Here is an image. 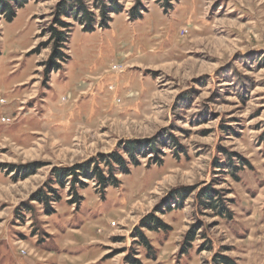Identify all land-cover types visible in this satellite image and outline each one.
I'll return each instance as SVG.
<instances>
[{"label": "rangeland", "instance_id": "374dc122", "mask_svg": "<svg viewBox=\"0 0 264 264\" xmlns=\"http://www.w3.org/2000/svg\"><path fill=\"white\" fill-rule=\"evenodd\" d=\"M118 1L124 10L106 29L84 32L64 18L73 24L68 57L48 77L59 0H30L11 22L0 14V264H127L137 248L142 264H209L222 251L264 264V0H172L170 10L143 0L136 19L134 0ZM168 135L180 150L160 145ZM151 140L158 163L147 154L135 165L122 149ZM224 152L250 164L238 166V180ZM114 153L129 161L118 186L102 193L84 180L76 205L53 184L60 200L51 211L29 200L48 192L55 169ZM208 185L225 195L232 219L198 206ZM164 203L172 211L157 215L172 230L142 228L156 251L149 259L131 234ZM195 223L203 226L181 255ZM203 232L212 250L201 247Z\"/></svg>", "mask_w": 264, "mask_h": 264}, {"label": "trees", "instance_id": "16d2710c", "mask_svg": "<svg viewBox=\"0 0 264 264\" xmlns=\"http://www.w3.org/2000/svg\"><path fill=\"white\" fill-rule=\"evenodd\" d=\"M29 1L30 0H0V14H2L7 21L11 22L16 18L17 10L23 8ZM142 1L143 0H134V6L130 9L131 18L136 19L142 17ZM157 1L160 3L162 2V5L166 10L172 8V0ZM123 10L124 9L118 0H59L55 10V22L49 27L52 55L48 60V63L45 64L47 67L45 72L47 77L51 73V69L59 67V62L65 61L68 57L65 53V49L69 42L70 28L73 24L71 22H66L64 18L71 19L76 24L81 25L84 32H93L97 28H109L110 22L113 20L112 15L119 14ZM155 141L159 143V140ZM156 142L151 140V144H148L128 141L127 146L122 147V149L127 151L130 160L133 161L135 165H138L136 158L139 155L147 156V154H153L152 159H155V162L158 163L159 159L156 156L159 155L161 151ZM169 143H173L174 147H177L179 150L181 149L178 139L173 135H168V138H165L164 142H160V145L167 146ZM144 144H147L150 151L149 153L141 152V150L146 147ZM224 153L227 156L228 173L231 174L234 179L238 180V172L240 169L238 166L241 165L242 167L250 164H246V160L239 157L240 162L239 165H237L236 162H232V157L227 152ZM101 162L106 163L107 170L99 166ZM128 165L129 161L123 158L120 154L114 153L108 157L101 155L99 158H92L87 161L85 165L55 169L54 173L51 175L52 180L46 187L48 188V192H40L39 190L35 193L36 195L29 196V200L32 199L37 201L39 204L43 205L45 211H51L50 206L52 203L60 200L58 190L52 187L53 184H57L60 186V189L69 188L68 195L70 196V199L68 203L78 205L83 200V197L79 193V189L85 187L84 180H97V186L101 189L102 193H105L108 187L119 185L120 181L116 177L118 171L124 174L130 173ZM213 165L217 168L225 169L224 166H222L223 164L218 162V158L213 160ZM27 175L30 174L28 173ZM68 177H71V179L68 180ZM67 184L69 187H67ZM187 193L188 192H186V194ZM172 196L171 201L174 202L173 204L177 202L176 206H179L181 204L179 200L183 198H180L179 194H173ZM224 196L225 195L220 190H216L208 185L197 192L195 201L202 210H210L213 212L214 216L228 217L232 219V211L227 206V200H225L226 198H223ZM172 209L173 208H171V205L168 203L163 206L159 205L154 210V214L143 217L139 224L133 229L131 236L136 239L135 243L145 250V255L149 259L155 258L156 251L142 228H146L152 232L164 231L167 233L171 231L172 226L159 218L157 213L164 214L165 212L172 211ZM163 211L165 212L163 213ZM197 213H199V211ZM202 226L203 225L199 223L190 226L180 244L179 254H188L189 250L192 249L193 242ZM201 235L204 241L207 242V245L201 246L203 247V250H212L213 246L211 239L207 237L205 232ZM138 250L139 248L128 253L126 258L127 264H142L141 260L137 258ZM224 252L225 251L219 253L216 252L209 264H237L235 259L224 255Z\"/></svg>", "mask_w": 264, "mask_h": 264}, {"label": "built area", "instance_id": "2783aa9c", "mask_svg": "<svg viewBox=\"0 0 264 264\" xmlns=\"http://www.w3.org/2000/svg\"><path fill=\"white\" fill-rule=\"evenodd\" d=\"M3 103H6V101L3 100ZM11 118L9 116H4L3 122H10Z\"/></svg>", "mask_w": 264, "mask_h": 264}, {"label": "crops", "instance_id": "0c3cea01", "mask_svg": "<svg viewBox=\"0 0 264 264\" xmlns=\"http://www.w3.org/2000/svg\"><path fill=\"white\" fill-rule=\"evenodd\" d=\"M73 247L74 248H78V247H76V246H72V247H68V248H71V249H73ZM99 262H97V263H95V264H98Z\"/></svg>", "mask_w": 264, "mask_h": 264}]
</instances>
